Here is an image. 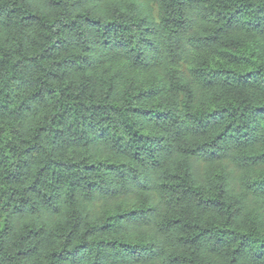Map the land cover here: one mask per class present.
<instances>
[{
	"label": "trees",
	"instance_id": "trees-1",
	"mask_svg": "<svg viewBox=\"0 0 264 264\" xmlns=\"http://www.w3.org/2000/svg\"><path fill=\"white\" fill-rule=\"evenodd\" d=\"M0 264H264V0H0Z\"/></svg>",
	"mask_w": 264,
	"mask_h": 264
}]
</instances>
